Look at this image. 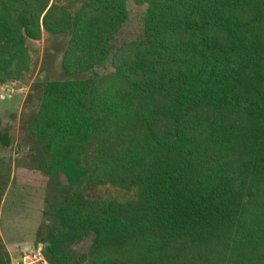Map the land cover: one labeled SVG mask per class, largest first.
I'll return each mask as SVG.
<instances>
[{"label": "trees", "instance_id": "1", "mask_svg": "<svg viewBox=\"0 0 264 264\" xmlns=\"http://www.w3.org/2000/svg\"><path fill=\"white\" fill-rule=\"evenodd\" d=\"M46 33L67 77L33 82L19 147L48 264H264V0H0V84Z\"/></svg>", "mask_w": 264, "mask_h": 264}, {"label": "rangeland", "instance_id": "2", "mask_svg": "<svg viewBox=\"0 0 264 264\" xmlns=\"http://www.w3.org/2000/svg\"><path fill=\"white\" fill-rule=\"evenodd\" d=\"M130 9V19L122 29L120 39L134 38L140 33L141 7L131 3ZM29 46L32 54L29 73L19 80L0 84L2 128L10 137L9 145L0 141V172L9 177L0 202V235L10 252L12 264H48L46 259L39 258L41 246L36 243L44 218L48 178L41 171L27 167L29 158L19 144L23 142L22 114L33 82L67 77L61 69L66 40L46 33ZM114 194L123 198L128 196L122 191ZM90 244L91 239H85L78 243L77 249L86 251Z\"/></svg>", "mask_w": 264, "mask_h": 264}, {"label": "built area", "instance_id": "3", "mask_svg": "<svg viewBox=\"0 0 264 264\" xmlns=\"http://www.w3.org/2000/svg\"><path fill=\"white\" fill-rule=\"evenodd\" d=\"M38 255L40 256L39 257L40 259H44L45 260V257L43 256V254L41 252H39ZM38 255L36 254V257H38Z\"/></svg>", "mask_w": 264, "mask_h": 264}]
</instances>
